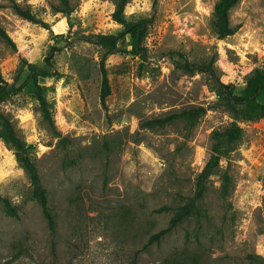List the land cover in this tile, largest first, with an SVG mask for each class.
<instances>
[{
    "label": "rangeland",
    "instance_id": "374dc122",
    "mask_svg": "<svg viewBox=\"0 0 264 264\" xmlns=\"http://www.w3.org/2000/svg\"><path fill=\"white\" fill-rule=\"evenodd\" d=\"M16 1L50 28L0 0V25L17 44L15 49L0 38L5 78L24 82L23 60L45 68L52 48H59L54 73L42 82L54 126L27 87L1 106L33 146L57 231H50L27 172L0 141V196L19 209V217L8 216L0 199V264H264V120L240 122L243 140L206 181L198 201L202 216L145 247L195 196L212 131L233 121L212 76L184 72L172 52L213 63L220 81L239 92L246 76L264 67V0H241L230 11L232 26L240 29L226 38L211 28L220 0H131L127 18L150 20L147 59L129 53L130 37L120 41L106 59L111 93L105 104L104 50L87 38L123 30L113 20V0H71V30L68 18L54 11L58 0ZM199 107L206 112L194 125L186 119L145 125ZM225 173L232 179L228 195L222 191ZM164 206L169 209L156 212Z\"/></svg>",
    "mask_w": 264,
    "mask_h": 264
},
{
    "label": "trees",
    "instance_id": "16d2710c",
    "mask_svg": "<svg viewBox=\"0 0 264 264\" xmlns=\"http://www.w3.org/2000/svg\"><path fill=\"white\" fill-rule=\"evenodd\" d=\"M8 1L11 3L10 7L17 15L33 23L41 24L48 29L50 28L47 22L37 18V15L30 7H23L16 0ZM130 1L131 0H113L115 11L112 17L113 20L123 26L122 31L118 34H99L94 40L92 38H87L88 41L96 43L104 50L101 60V71L103 74L101 100L103 104L106 103V99L111 93L106 59L109 54L113 53L118 48L120 41L130 37L132 41V50L129 53L140 55L144 59H147V48L145 43L150 30V20H129L125 11ZM240 1L241 0H220L216 4L211 22L212 31L216 36L226 38L239 31L240 26L233 27L230 22V11ZM156 3L157 0L154 1L155 5ZM75 9L71 0H58V4L54 6L56 14H63L68 18L70 30L73 29L75 25L73 18ZM0 38L11 47L17 48L16 42L2 25H0ZM58 50V47L52 48L45 60V68L29 63L27 60H23V65L25 68L27 67L28 74L25 81L22 83L18 81L13 83L9 82L0 70V141L4 142L5 145L13 151L17 162L21 168L27 172L33 186L34 198L40 204L48 222L49 229L53 234L57 231V221L49 205L48 190L42 182L38 165L32 156L33 146L18 134L12 120L2 111L1 106L12 96L18 95L27 87L31 90L33 98L38 102L44 120L54 126V108L46 96L42 82L49 75L54 73L52 70L54 69V57ZM172 54L180 57V61H177V66L184 72L189 74L195 72H208L212 76L214 81L213 88L219 96V102L226 111L233 116V121L220 125L212 131L210 149L205 158L203 169L198 177L195 196L189 198L184 205L178 207L168 227L151 236L148 243L145 245L146 248L153 243H160L172 229L181 225L184 221L193 217L202 216L198 201L202 200L206 193V181L210 176L218 172L223 164L224 158L236 151L243 140L244 128L240 125V122L264 120V67H257L252 70L245 78V87L238 92L234 84H224L220 81L216 76L213 63L208 65L193 63L183 52L178 50H174ZM205 112L206 109L202 107L183 110L181 112L172 113L166 117L149 120L145 125L149 128H161L177 119H186L194 125L195 121ZM222 180V191L225 195H228L232 179L229 174L225 173L222 175ZM0 199H2L4 203V210L8 216L19 217V209L13 204L11 199L1 196ZM168 209V206H164L157 209L156 212H164ZM53 246L55 248V242H53ZM138 254L139 252L136 253V255Z\"/></svg>",
    "mask_w": 264,
    "mask_h": 264
},
{
    "label": "bare ground",
    "instance_id": "6f19581e",
    "mask_svg": "<svg viewBox=\"0 0 264 264\" xmlns=\"http://www.w3.org/2000/svg\"><path fill=\"white\" fill-rule=\"evenodd\" d=\"M57 27H58V25H57ZM57 27L55 28V29H57ZM4 176V175H3Z\"/></svg>",
    "mask_w": 264,
    "mask_h": 264
}]
</instances>
